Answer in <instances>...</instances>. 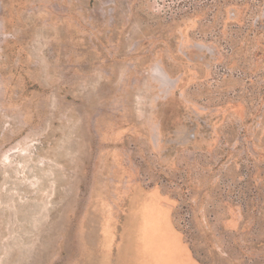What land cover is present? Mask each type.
<instances>
[{
    "label": "rangeland",
    "instance_id": "rangeland-1",
    "mask_svg": "<svg viewBox=\"0 0 264 264\" xmlns=\"http://www.w3.org/2000/svg\"><path fill=\"white\" fill-rule=\"evenodd\" d=\"M0 264H264V0H0Z\"/></svg>",
    "mask_w": 264,
    "mask_h": 264
}]
</instances>
